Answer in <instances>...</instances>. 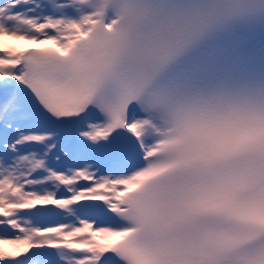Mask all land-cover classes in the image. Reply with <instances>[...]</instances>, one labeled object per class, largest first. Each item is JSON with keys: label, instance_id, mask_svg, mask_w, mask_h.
I'll return each mask as SVG.
<instances>
[{"label": "snow or ice", "instance_id": "obj_1", "mask_svg": "<svg viewBox=\"0 0 264 264\" xmlns=\"http://www.w3.org/2000/svg\"><path fill=\"white\" fill-rule=\"evenodd\" d=\"M143 17L0 0V264H264V100L210 152L162 143L113 55Z\"/></svg>", "mask_w": 264, "mask_h": 264}, {"label": "clouds", "instance_id": "obj_2", "mask_svg": "<svg viewBox=\"0 0 264 264\" xmlns=\"http://www.w3.org/2000/svg\"><path fill=\"white\" fill-rule=\"evenodd\" d=\"M143 19L120 35L113 55L134 71L131 97L157 138L187 154L238 134L250 103L264 100V69L218 65L225 36L264 23L260 0H138Z\"/></svg>", "mask_w": 264, "mask_h": 264}, {"label": "rangeland", "instance_id": "obj_3", "mask_svg": "<svg viewBox=\"0 0 264 264\" xmlns=\"http://www.w3.org/2000/svg\"><path fill=\"white\" fill-rule=\"evenodd\" d=\"M10 42L14 43V44H18L19 43V41H7V43H9V44H10ZM10 45H12V44H10ZM0 231H3V229H0ZM5 247H7V246H5Z\"/></svg>", "mask_w": 264, "mask_h": 264}, {"label": "bare ground", "instance_id": "obj_4", "mask_svg": "<svg viewBox=\"0 0 264 264\" xmlns=\"http://www.w3.org/2000/svg\"><path fill=\"white\" fill-rule=\"evenodd\" d=\"M22 46L31 47L30 45H25L24 42H20V45L17 47H22Z\"/></svg>", "mask_w": 264, "mask_h": 264}]
</instances>
